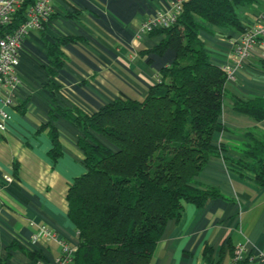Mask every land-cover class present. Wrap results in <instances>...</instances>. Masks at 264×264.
<instances>
[{
	"label": "crops",
	"instance_id": "0c3cea01",
	"mask_svg": "<svg viewBox=\"0 0 264 264\" xmlns=\"http://www.w3.org/2000/svg\"><path fill=\"white\" fill-rule=\"evenodd\" d=\"M175 0H53L54 11L42 29L32 28L23 41L14 92L3 88L0 108L8 113L0 128V264H59L64 244L72 251L65 264H75L78 232L68 215V190L86 171L78 144L81 130L64 116L54 120L61 154L52 156L50 110L78 106L93 113L117 97L142 99L170 65L175 52H145L162 38L142 29L159 12L172 10ZM243 24L264 13V0L244 6ZM202 31L211 60L234 65L239 31L206 22ZM70 35L62 45L65 62L53 80L47 41ZM221 117L225 129L214 135L224 145L212 154L197 182L217 187L221 196L199 207L187 202L179 219L168 222L151 264H264V186L254 174L225 161L242 156L247 132H264V119L238 111L234 95L264 96V38L257 42L236 79L227 82ZM11 97L12 103L6 104ZM47 227L51 234L45 232ZM248 246L236 262L234 249Z\"/></svg>",
	"mask_w": 264,
	"mask_h": 264
},
{
	"label": "trees",
	"instance_id": "16d2710c",
	"mask_svg": "<svg viewBox=\"0 0 264 264\" xmlns=\"http://www.w3.org/2000/svg\"><path fill=\"white\" fill-rule=\"evenodd\" d=\"M253 1L187 0L172 24L150 31L162 38L145 52L171 48L175 58L142 99L120 96L93 113L78 106L51 108L44 126H50L52 156L61 154L53 124L58 115L81 130L86 171L67 195L78 232L75 264H151L168 222L180 218L185 203L201 207L222 195L196 180L210 156L224 149L213 139L226 128L221 117L229 92L227 73L211 60L201 34L206 22L241 33L239 7ZM24 17L22 9L4 31H13ZM75 40L65 35L47 41L52 90L59 88L53 78L66 59L62 45ZM234 96L238 111L264 119V96ZM246 134L250 141L241 147L242 156L225 161L252 172L264 186V132Z\"/></svg>",
	"mask_w": 264,
	"mask_h": 264
},
{
	"label": "built area",
	"instance_id": "2783aa9c",
	"mask_svg": "<svg viewBox=\"0 0 264 264\" xmlns=\"http://www.w3.org/2000/svg\"><path fill=\"white\" fill-rule=\"evenodd\" d=\"M187 0H175L172 10L159 12L146 19L142 23V29L152 31L160 27L172 24L183 8ZM23 9L25 17L11 32L4 31L5 26L13 24L18 13ZM54 11L53 0H0V95L3 88L14 92L20 84V77L17 74V66L20 62V50L24 39L32 28L42 29L50 19ZM264 38V13L258 14L254 20L245 25L244 30L235 40V56L237 60L234 65L224 64L222 68L226 71L228 82L236 79L237 69L243 65L249 56L253 46ZM6 104L12 103V98L5 100ZM8 113L0 108V128H5V121ZM47 234L51 231L44 227ZM72 248L64 244L63 255L59 257V264H65V257H69ZM248 246L239 244L234 249L236 262L245 260V253Z\"/></svg>",
	"mask_w": 264,
	"mask_h": 264
},
{
	"label": "rangeland",
	"instance_id": "374dc122",
	"mask_svg": "<svg viewBox=\"0 0 264 264\" xmlns=\"http://www.w3.org/2000/svg\"><path fill=\"white\" fill-rule=\"evenodd\" d=\"M243 8H244V6H241V7H239V10H238L241 18H243V16H244L243 11H242Z\"/></svg>",
	"mask_w": 264,
	"mask_h": 264
}]
</instances>
